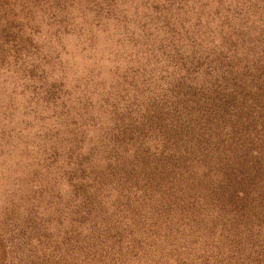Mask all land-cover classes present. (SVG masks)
I'll return each instance as SVG.
<instances>
[{
  "label": "rangeland",
  "instance_id": "rangeland-1",
  "mask_svg": "<svg viewBox=\"0 0 264 264\" xmlns=\"http://www.w3.org/2000/svg\"><path fill=\"white\" fill-rule=\"evenodd\" d=\"M0 264H264V0H0Z\"/></svg>",
  "mask_w": 264,
  "mask_h": 264
},
{
  "label": "trees",
  "instance_id": "trees-1",
  "mask_svg": "<svg viewBox=\"0 0 264 264\" xmlns=\"http://www.w3.org/2000/svg\"><path fill=\"white\" fill-rule=\"evenodd\" d=\"M171 154H172V153H171ZM177 170H178V168L174 167L173 173H176ZM231 191H232V190H231ZM240 211H242V214L240 213ZM234 212H235V219H236V221H237V226H238V225H241V224H242V222H241V218H243V217H245V216H244V212H243V210L240 209L239 204L237 205V207H236V209L234 210Z\"/></svg>",
  "mask_w": 264,
  "mask_h": 264
}]
</instances>
